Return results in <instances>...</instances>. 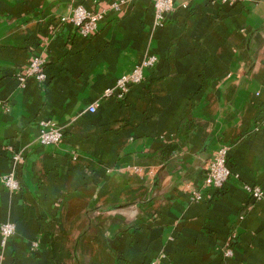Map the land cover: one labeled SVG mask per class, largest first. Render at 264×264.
I'll return each instance as SVG.
<instances>
[{
  "label": "crops",
  "instance_id": "1",
  "mask_svg": "<svg viewBox=\"0 0 264 264\" xmlns=\"http://www.w3.org/2000/svg\"><path fill=\"white\" fill-rule=\"evenodd\" d=\"M111 2L0 0V264H264V4L174 0L158 27L152 0ZM78 3L106 9L91 36L61 20ZM150 54L126 100L104 96ZM37 56L47 78L21 80ZM222 145L233 174L205 187Z\"/></svg>",
  "mask_w": 264,
  "mask_h": 264
},
{
  "label": "built area",
  "instance_id": "2",
  "mask_svg": "<svg viewBox=\"0 0 264 264\" xmlns=\"http://www.w3.org/2000/svg\"><path fill=\"white\" fill-rule=\"evenodd\" d=\"M230 3L241 2L243 0H222ZM255 3H263L264 0H250ZM133 0H112L110 6L112 9H123L132 4ZM155 11V24L160 27L166 22L167 16L176 8L174 0H152ZM106 12L105 8L92 10L87 8L81 3L76 4L71 8L67 15L61 17L64 22L72 23L79 34L83 36L93 35L97 28L99 21L104 17ZM158 56L150 54L144 57L137 63L129 72L122 74L116 82L105 89V97H114L120 101L127 99L132 87L144 79L145 71L156 65ZM45 61L41 57H35L28 66L22 71L21 80H25L28 76H35L40 81L47 78L44 68ZM99 101L92 103L89 106V111H96ZM64 136L63 127L48 120L40 122V133L38 141L41 144H57ZM229 146L222 145L214 150L211 156L206 161L204 169L203 184L205 187H213L215 189H222L233 174V170L229 165ZM24 156L22 151L15 152L12 155L13 168L5 176V184L11 190H19L21 188L20 181L18 180L15 172V167L23 160ZM248 192L254 200H260L264 196V191L259 185L248 186ZM193 197L200 199L201 193L197 190L193 191ZM241 218V217H240ZM16 224L13 222H5L0 225V233L2 235L3 244L15 233ZM235 242V235L226 242L223 247L225 257L232 256L234 253L233 244Z\"/></svg>",
  "mask_w": 264,
  "mask_h": 264
},
{
  "label": "trees",
  "instance_id": "3",
  "mask_svg": "<svg viewBox=\"0 0 264 264\" xmlns=\"http://www.w3.org/2000/svg\"><path fill=\"white\" fill-rule=\"evenodd\" d=\"M174 148H175V146L170 145V146L168 147V151H171V150H173Z\"/></svg>",
  "mask_w": 264,
  "mask_h": 264
}]
</instances>
